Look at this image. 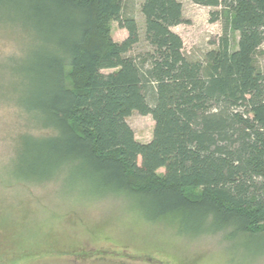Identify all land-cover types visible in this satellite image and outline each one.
I'll return each mask as SVG.
<instances>
[{
    "label": "trees",
    "instance_id": "16d2710c",
    "mask_svg": "<svg viewBox=\"0 0 264 264\" xmlns=\"http://www.w3.org/2000/svg\"><path fill=\"white\" fill-rule=\"evenodd\" d=\"M127 1L0 0V39L12 44L0 66L14 80L1 103L45 132L17 136L16 183L63 182L127 199L186 237L264 245V0H191L223 18L201 61L172 31L184 23L178 0H142L148 50L130 56L141 37ZM133 112L153 121L147 143L127 124Z\"/></svg>",
    "mask_w": 264,
    "mask_h": 264
},
{
    "label": "rangeland",
    "instance_id": "374dc122",
    "mask_svg": "<svg viewBox=\"0 0 264 264\" xmlns=\"http://www.w3.org/2000/svg\"><path fill=\"white\" fill-rule=\"evenodd\" d=\"M178 1L184 23L172 31L181 38L186 58L201 61L207 51L216 49L222 35L223 18L210 21V14L221 12L220 8ZM141 2H126V12L137 20L141 37L130 56L148 50ZM111 36L121 42L126 32L112 23ZM10 47L0 39V60L11 53ZM260 50L264 52V46ZM256 62L263 70L264 54L258 53ZM13 81L0 66V264H264L260 242H226L220 235L186 237L168 220L148 219L127 199L89 197L81 188L63 182L16 183L17 136L25 131L35 136L45 132L29 129L15 108L1 103L12 97ZM126 121L136 141L151 140L150 116L133 112Z\"/></svg>",
    "mask_w": 264,
    "mask_h": 264
}]
</instances>
